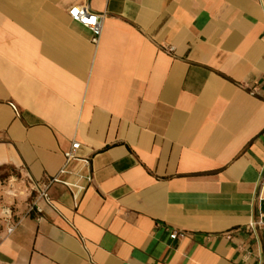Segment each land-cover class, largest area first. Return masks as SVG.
<instances>
[{
    "label": "crops",
    "instance_id": "0c3cea01",
    "mask_svg": "<svg viewBox=\"0 0 264 264\" xmlns=\"http://www.w3.org/2000/svg\"><path fill=\"white\" fill-rule=\"evenodd\" d=\"M5 167L0 264H264V0H0Z\"/></svg>",
    "mask_w": 264,
    "mask_h": 264
},
{
    "label": "built area",
    "instance_id": "2783aa9c",
    "mask_svg": "<svg viewBox=\"0 0 264 264\" xmlns=\"http://www.w3.org/2000/svg\"><path fill=\"white\" fill-rule=\"evenodd\" d=\"M69 16L74 22L79 23L80 25L86 27L87 29L91 31L92 33L91 42L94 45L97 46L100 43V40L103 34V29H104L105 15L96 14L93 11H91V9L87 6H74L69 9ZM168 51L173 52V48H169ZM80 149H81V144L77 141H74L71 149L65 153L66 166H68L72 161L80 160V157L78 155V152L80 151ZM82 161L86 165L89 164L88 159H83ZM62 173H65V168L62 170ZM52 182H59V179L54 178ZM89 182H91V178H89ZM65 185L69 187V189H71L73 196H74V200H75V206L78 207L80 193L83 192L86 188L80 185L79 182L77 183L65 182ZM40 197L45 199L49 205L54 207L47 193V189L43 190L40 193ZM250 228L252 231L256 232L257 229L264 228V223L261 220L255 223L253 222ZM13 229L14 227L10 228L9 232H12ZM180 236H183V235L177 232H174L172 234V238L174 239Z\"/></svg>",
    "mask_w": 264,
    "mask_h": 264
},
{
    "label": "rangeland",
    "instance_id": "374dc122",
    "mask_svg": "<svg viewBox=\"0 0 264 264\" xmlns=\"http://www.w3.org/2000/svg\"><path fill=\"white\" fill-rule=\"evenodd\" d=\"M30 193L28 184L21 179L19 171L12 167L0 169V233L9 219V213L26 201Z\"/></svg>",
    "mask_w": 264,
    "mask_h": 264
},
{
    "label": "trees",
    "instance_id": "16d2710c",
    "mask_svg": "<svg viewBox=\"0 0 264 264\" xmlns=\"http://www.w3.org/2000/svg\"><path fill=\"white\" fill-rule=\"evenodd\" d=\"M1 169V168H0Z\"/></svg>",
    "mask_w": 264,
    "mask_h": 264
}]
</instances>
